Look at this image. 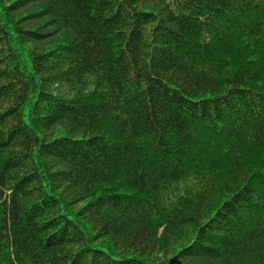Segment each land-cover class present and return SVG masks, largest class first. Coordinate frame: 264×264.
I'll return each mask as SVG.
<instances>
[{"label": "trees", "instance_id": "obj_1", "mask_svg": "<svg viewBox=\"0 0 264 264\" xmlns=\"http://www.w3.org/2000/svg\"><path fill=\"white\" fill-rule=\"evenodd\" d=\"M0 264H264V0H0Z\"/></svg>", "mask_w": 264, "mask_h": 264}]
</instances>
